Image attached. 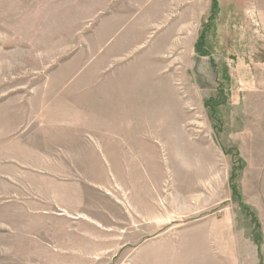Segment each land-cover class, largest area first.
Returning <instances> with one entry per match:
<instances>
[{"label":"rangeland","instance_id":"obj_1","mask_svg":"<svg viewBox=\"0 0 264 264\" xmlns=\"http://www.w3.org/2000/svg\"><path fill=\"white\" fill-rule=\"evenodd\" d=\"M246 2L174 20L177 5L0 0V264H264L242 244L260 222L246 175L264 174V139L243 142L264 134V0ZM18 237L67 243L19 260Z\"/></svg>","mask_w":264,"mask_h":264},{"label":"crops","instance_id":"obj_2","mask_svg":"<svg viewBox=\"0 0 264 264\" xmlns=\"http://www.w3.org/2000/svg\"><path fill=\"white\" fill-rule=\"evenodd\" d=\"M115 1H118V0H115ZM214 1L217 3V6L223 5L224 6L223 10L227 9L226 6H228V5L237 6L239 3H241V4L242 3L243 4L248 3V2H246V0H212L211 9H213ZM133 2L134 3L141 2L142 4L151 5V9L153 8L152 14L155 16L154 19L166 18L167 14H169V12L171 10L172 5H177L179 8L178 9L179 11H178V16H175L173 18L174 20H177V18H178V20H181V19L185 20L186 19L187 4L194 5L195 9L196 8L199 9L198 6L201 7V5H202V0H132L131 3L124 0V3H126V4H122V5L124 7H127V8L123 9L120 7L119 12H122L123 10L126 12L130 11L131 10L130 7H132L130 5H132ZM196 11L194 12V18H196ZM242 15H244V14H242ZM181 30H183L182 34L179 31H178V34L179 35L181 34L180 36L184 37L186 35V29H181ZM170 33L171 32L168 31L167 33L162 35L161 38H159L158 40L160 41L164 37H167V39L170 38V36H171ZM184 42H185V40H183V43ZM52 116L55 117L57 115L52 114ZM238 132L239 131H237L236 133H238ZM263 139H264L263 133L252 132L250 134V133H247L245 131L243 133V142L244 143L249 141L253 144L256 141H263ZM261 164L262 163L259 161V165H261ZM246 178H247L246 184L243 185L244 196L246 198V201H247L248 196L251 197L250 205L252 206L253 209L256 210V212L258 214V219L260 220L259 224H262L261 227H263V228H262V230L259 231L261 236L256 237V232H255L256 224L254 222L253 226L250 230L251 233H249V235H247V233L245 231H243V233H242L243 234V243L242 244H243V246H245V248H247L249 250L248 253L250 255V257H249L250 260L255 261V259H257L258 261H261L262 258L264 257V216H262L263 211H262V208L258 205V202L263 200L264 174L263 173L248 174V175H246ZM56 189L58 192L57 195H59V201L62 200L61 202H63L64 204L66 203L67 205H74L75 196H79V197L83 196L82 194H79V195L74 194L73 193L74 191H72V190L68 191L69 187L60 186ZM58 190H60V193ZM248 190L250 193L248 192ZM63 210L64 211L60 213V216L69 217L70 214H69L68 210L66 209V207ZM3 211H6V205L0 206V219L2 218ZM219 225H222V224L218 223L217 233L215 234L216 238L220 239L221 238L220 235L223 234V232L226 233V236H228L230 234L229 237L231 238V240H230V242H228L229 240H227V242H228L227 247L228 248H229V246L233 247L234 239H235L234 238L235 232H234V220H233V218H232L231 222H229V221L227 222L226 229H222V227ZM240 236L241 235L239 234V237ZM98 240H94L95 241L94 243L95 244H97V243L105 244V242L103 240H101V238H98ZM3 241L6 243V237L5 236L3 237ZM66 243L67 242H59L58 240H55V239L52 241H49V240H44V239L18 237V238L10 239L8 244H9V246H11V250H12L11 253L18 254L19 260H36V259H42L43 260L44 259L43 256L39 255L37 252V250L41 249L43 245H50V244L58 245V244H60V246L64 247ZM5 249H6V245H5ZM232 254H233V252L230 255H232ZM50 256L52 257V258L51 257L50 258L53 259V257L57 256V254L51 253ZM227 259H229V253H228Z\"/></svg>","mask_w":264,"mask_h":264},{"label":"trees","instance_id":"obj_3","mask_svg":"<svg viewBox=\"0 0 264 264\" xmlns=\"http://www.w3.org/2000/svg\"><path fill=\"white\" fill-rule=\"evenodd\" d=\"M213 9H214V11L215 10H217V3L214 1V4H213ZM213 11V10H212ZM200 39H202V36L200 37ZM203 44V42H199V44ZM255 221V220H254ZM256 223V228L258 227L259 228V224H258V222L257 221H255ZM257 235H258V237H259V234H256V237H257Z\"/></svg>","mask_w":264,"mask_h":264},{"label":"bare ground","instance_id":"obj_4","mask_svg":"<svg viewBox=\"0 0 264 264\" xmlns=\"http://www.w3.org/2000/svg\"><path fill=\"white\" fill-rule=\"evenodd\" d=\"M169 103V102H168ZM170 104V103H169ZM176 107L174 106V109H175ZM152 118V117H151ZM149 127V126H148ZM166 128V127H165ZM163 130V129H162Z\"/></svg>","mask_w":264,"mask_h":264}]
</instances>
